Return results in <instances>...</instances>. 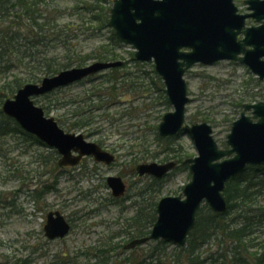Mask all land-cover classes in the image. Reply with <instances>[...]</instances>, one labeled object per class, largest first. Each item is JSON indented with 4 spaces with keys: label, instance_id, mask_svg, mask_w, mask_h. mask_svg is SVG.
<instances>
[{
    "label": "rangeland",
    "instance_id": "1",
    "mask_svg": "<svg viewBox=\"0 0 264 264\" xmlns=\"http://www.w3.org/2000/svg\"><path fill=\"white\" fill-rule=\"evenodd\" d=\"M233 1L241 12L247 11L243 0ZM74 3L75 0H47V8L54 13L61 10L62 15L51 22L52 27L45 26L44 35H32L39 39L36 47L30 48L23 40L19 43L18 55L24 54L20 65L16 64L17 54L8 61H4L7 55L0 58V106L15 92L9 91L13 78L19 77L23 83L38 82L43 76L54 74L44 72L45 57L54 56L55 63L61 62L65 54H84L105 38L106 33L81 27L83 24L73 11ZM124 43L117 49L122 61L130 60L134 52L131 45ZM93 61L89 58L83 65ZM98 74L33 96V100L64 130L80 131L87 140L115 153L113 162L100 164L92 157H84L77 166L60 167L49 147L24 133L0 137V264H72L76 252L121 231L136 204L138 186L146 180L145 176L133 173L140 162L176 160V166L165 176L158 198L180 194L189 181L188 167H183L179 160L197 154L190 134L181 131L174 135L172 147L177 156L161 152L163 144L155 138L158 122L173 106L154 104L152 100L149 107L141 106L138 110L130 108L127 100L118 103L120 94L116 99L110 96L100 101L89 95L100 84L102 78ZM185 79L190 97L185 106V122L211 124L213 137L222 148L227 147L225 139L232 120L242 110L239 102L264 100V79L236 60L195 63L186 70ZM84 95L89 97V107L82 102ZM130 97L123 94L122 98ZM79 116L90 117L91 124L83 130L70 129L66 123ZM107 175L124 178L127 190L123 197L115 199L111 195ZM54 210H59L71 224L69 232L60 238H48L43 229L47 213ZM263 228L259 230L261 236ZM117 236L124 242L123 234Z\"/></svg>",
    "mask_w": 264,
    "mask_h": 264
},
{
    "label": "water",
    "instance_id": "2",
    "mask_svg": "<svg viewBox=\"0 0 264 264\" xmlns=\"http://www.w3.org/2000/svg\"><path fill=\"white\" fill-rule=\"evenodd\" d=\"M244 3L250 10L245 13L237 12L233 0L112 2L108 25L133 46L137 60L153 62L173 106L158 123V134L169 136L183 129L197 149L195 156L184 159L191 178L183 186V196H162L157 201V216L149 234L129 240L124 244L126 249L159 238L184 245L200 204L206 202L213 211L223 212L227 208L223 194L225 182L247 164L264 165V100L243 104L226 135L228 148L218 147L212 126L205 121L182 126L189 101L184 72L194 63L235 59L264 79V0H244ZM248 17L259 23L245 25ZM122 63L120 59L95 60L61 69L39 82H26L13 97L3 101L1 110L23 130L55 148L60 155L59 165H75L84 155H93L95 160L108 164L114 160L113 153L87 140L82 132L65 131L53 116L45 115L32 96ZM174 165V160L140 162L135 169L139 175L161 177ZM106 183L114 196L125 192V183L119 175H108ZM43 229L48 238L63 237L70 224L59 210H54L47 213Z\"/></svg>",
    "mask_w": 264,
    "mask_h": 264
},
{
    "label": "trees",
    "instance_id": "3",
    "mask_svg": "<svg viewBox=\"0 0 264 264\" xmlns=\"http://www.w3.org/2000/svg\"><path fill=\"white\" fill-rule=\"evenodd\" d=\"M46 3L47 0H0V58L7 55L4 61H8L11 56L17 54L16 64L20 65L24 54L21 57L18 55L19 43L23 40L29 43L30 48L36 47L39 39L34 38V34L43 33L45 26L52 27L51 22L62 15L61 10L54 13L53 9H48ZM110 6V0H75L73 11H76L81 20L83 24L81 27H91L92 31L96 29L102 34L106 33L105 38L89 52L65 54L61 62L55 63L54 56L45 57L44 72L55 73L73 64L83 65L89 58L119 59L117 49L125 43L108 26ZM6 19L8 22L4 25ZM97 76L102 78L100 84L98 87L94 86V91L91 90L89 95H95L100 101L110 96L116 99L115 96L120 94L118 103L127 100L130 102V108L135 107L134 109L138 110L141 106L149 107L152 100L155 101L154 104L169 105L164 83L155 71L153 63L139 61L134 58L133 53L130 60L102 70ZM92 77L94 76L86 78ZM21 84H23L21 78H13L9 91L14 92ZM123 94H129L131 97L122 98ZM88 98L84 95L81 99L89 107L91 104L87 102ZM239 105L242 103L239 102ZM90 119L79 116L66 124L70 129L83 130L91 124ZM18 132L43 144L36 136L25 132L12 117L5 115L0 109V137ZM155 138L158 144H163L161 152H173L174 156H177L176 149L172 147L174 135L162 137L156 132ZM49 150L55 160L56 150L53 148ZM182 160H179L182 166L187 167ZM165 176L156 178L146 175V180L138 186L136 204L126 218L122 230L112 232L82 252H76L72 264H264V236L259 235V230L264 227V165H247L228 179L223 190L228 205L224 212H214L206 203H202L196 211L195 225L189 231L183 246L156 239L128 250L124 249L123 245L127 240L149 233L156 219V203ZM118 234L124 235V242L118 238Z\"/></svg>",
    "mask_w": 264,
    "mask_h": 264
},
{
    "label": "flooded vegetation",
    "instance_id": "4",
    "mask_svg": "<svg viewBox=\"0 0 264 264\" xmlns=\"http://www.w3.org/2000/svg\"><path fill=\"white\" fill-rule=\"evenodd\" d=\"M249 20H252V19H249ZM250 24H254V23H250ZM100 145V144H99ZM101 146V145H100ZM102 148H104L103 146H101ZM105 149V148H104ZM113 153V152H112ZM114 154V157H116V155H115V153H113ZM59 154H57V164H58V160H59ZM84 157H92V159H93V161H95L96 163H100V164H106V163H104L103 161H97V160H95L94 159V157H93V155H84V156H82L81 158H80V160H79V164L82 162V160H83V158ZM59 165V164H58ZM60 167H74V166H76V165H59ZM122 177V176H121ZM106 179V178H105ZM122 179H123V181L125 182V180H124V178L122 177ZM125 185L127 186V183L125 182ZM124 195H121V196H118V197H115V196H113L115 199H119V198H121V197H123Z\"/></svg>",
    "mask_w": 264,
    "mask_h": 264
}]
</instances>
